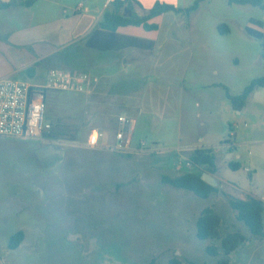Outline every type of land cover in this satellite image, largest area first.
I'll return each instance as SVG.
<instances>
[{
	"label": "rangeland",
	"instance_id": "374dc122",
	"mask_svg": "<svg viewBox=\"0 0 264 264\" xmlns=\"http://www.w3.org/2000/svg\"><path fill=\"white\" fill-rule=\"evenodd\" d=\"M195 1L179 0L177 7ZM254 20L264 22L263 9L227 0L153 18L155 47L135 54L109 89L89 94L83 82L85 93L52 91L49 134L0 137V264H218L222 239L234 232L247 240L228 256L230 264H264V237L252 235L229 203L232 197L264 202V88L253 91L241 112L226 90L239 95L264 77L261 41L246 32H264ZM224 24L230 31L221 33ZM50 67L47 61L35 77L13 79L44 84ZM120 116L130 121L125 130L133 144L145 141L152 152L86 145L99 129L111 146ZM196 147L218 155L214 175L188 165ZM229 150L240 156L242 169L229 168ZM195 172L212 175L227 200L162 181ZM207 208L222 218L220 238L200 240L197 223ZM19 231L24 242L10 249ZM209 246L219 255H210Z\"/></svg>",
	"mask_w": 264,
	"mask_h": 264
},
{
	"label": "crops",
	"instance_id": "0c3cea01",
	"mask_svg": "<svg viewBox=\"0 0 264 264\" xmlns=\"http://www.w3.org/2000/svg\"><path fill=\"white\" fill-rule=\"evenodd\" d=\"M28 1L0 0L7 4L0 7V80L20 75L33 78L48 61L50 70L63 64L67 71L86 77L91 94L98 89H109L120 68L129 64L135 54L141 57V52H148L156 45L151 38L156 30L122 27L116 37L112 31L100 27L105 14L116 11L113 0H37L27 5ZM137 1L150 10L159 0ZM160 1L179 6V0ZM133 7L138 16L145 13L139 5ZM128 39L154 42V45L151 49L137 47ZM198 148L208 147L195 149ZM225 157L240 158L230 150Z\"/></svg>",
	"mask_w": 264,
	"mask_h": 264
},
{
	"label": "trees",
	"instance_id": "16d2710c",
	"mask_svg": "<svg viewBox=\"0 0 264 264\" xmlns=\"http://www.w3.org/2000/svg\"><path fill=\"white\" fill-rule=\"evenodd\" d=\"M37 0H29L26 4L33 5ZM204 0H196L195 3L188 8H181L174 5L166 3H156L155 6L150 10H145L142 5L137 0H113V4L116 7L115 12H108L104 16V20L101 22L100 27L109 31H112L114 36L119 28L128 26L143 27L147 31L158 30L159 26L150 21L153 18L159 17L167 12H175L178 14H190L196 11L200 3ZM231 4L238 5H251L253 7H258L264 10V0H227ZM137 4L145 13L142 16H138L133 5ZM0 7H7V4L0 3ZM132 10V17H125V9ZM253 23L258 27H263L264 22L254 20ZM219 31L221 33L229 32V27L224 24L219 26ZM246 32L251 37H254L261 41L262 49L264 51V32L248 27ZM134 42V46L144 47L146 49H151L154 42H146L143 40L133 39L130 40ZM146 44V45H144ZM33 70V68H30ZM257 88H264V77L253 80L239 95H232L229 90H227V96L231 101L232 107L236 111H242L248 104V100ZM229 141H227L228 143ZM232 151V150H230ZM189 161L195 168L205 167L207 172L210 174H215L218 171L217 166V155L214 149L208 148H198L195 149ZM227 165L232 170L242 169V165L235 159L227 161ZM202 173H187L177 177L163 176L162 181L168 185H171L178 189H186L193 192L196 196L201 198H209L212 194L218 193L219 188L214 187L202 180ZM231 207L236 212L237 220L243 222L251 231L252 235L258 237H264V202L256 197H248L246 199H240L237 197H232L229 199ZM222 223V218L217 214L214 209L207 208L204 210L200 218L198 219V230L197 237L200 240H207L209 238H220L219 227ZM25 232L19 231L11 236L9 241L10 249H17L25 240ZM245 235L241 232H234L227 235L222 239V248L224 250L225 256L219 259L218 264H230L228 256L238 249V247L246 241ZM207 252L212 256H218L219 251L214 246L207 247ZM171 264H179L171 262Z\"/></svg>",
	"mask_w": 264,
	"mask_h": 264
},
{
	"label": "built area",
	"instance_id": "2783aa9c",
	"mask_svg": "<svg viewBox=\"0 0 264 264\" xmlns=\"http://www.w3.org/2000/svg\"><path fill=\"white\" fill-rule=\"evenodd\" d=\"M86 77H78L72 72L52 69L44 84H30L25 81L4 78L0 80V137L21 140L40 139L49 134L53 125L47 119L48 95L52 91L85 93L83 84ZM89 92V91H88ZM121 127L114 134L111 146L106 144L103 130L92 131L86 145L91 148H108L116 152H152L147 143L134 145L132 131L125 130L130 123L126 116H120ZM188 165L192 166L191 162ZM250 172V169H246Z\"/></svg>",
	"mask_w": 264,
	"mask_h": 264
},
{
	"label": "water",
	"instance_id": "95a60500",
	"mask_svg": "<svg viewBox=\"0 0 264 264\" xmlns=\"http://www.w3.org/2000/svg\"><path fill=\"white\" fill-rule=\"evenodd\" d=\"M124 16L125 17H132L133 16L132 10H128V8H126ZM201 178L206 183H208V184H210V185H212L214 187H217V184L214 182L215 178L212 175L204 173ZM219 194L222 195L227 200V197L225 196V194H224V192L222 190H219Z\"/></svg>",
	"mask_w": 264,
	"mask_h": 264
}]
</instances>
